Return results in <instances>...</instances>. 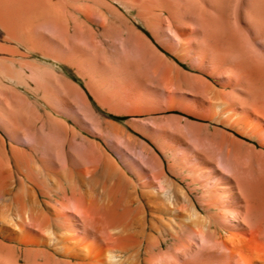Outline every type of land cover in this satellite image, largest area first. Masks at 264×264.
I'll use <instances>...</instances> for the list:
<instances>
[{
  "label": "bare ground",
  "instance_id": "obj_1",
  "mask_svg": "<svg viewBox=\"0 0 264 264\" xmlns=\"http://www.w3.org/2000/svg\"><path fill=\"white\" fill-rule=\"evenodd\" d=\"M43 4L0 0V41L26 42ZM50 122L58 131L36 132L38 146L20 132L18 144L0 139V264H264V190L254 180L229 178L224 209L166 179L163 191H138L94 145ZM238 182L255 198L246 212Z\"/></svg>",
  "mask_w": 264,
  "mask_h": 264
},
{
  "label": "rangeland",
  "instance_id": "obj_2",
  "mask_svg": "<svg viewBox=\"0 0 264 264\" xmlns=\"http://www.w3.org/2000/svg\"><path fill=\"white\" fill-rule=\"evenodd\" d=\"M43 5L45 13L27 32L26 42L18 46L12 38L0 41L7 46L0 52V139L10 145L22 138V144L38 146L44 141L38 132L58 131V125L50 122L52 117L75 131L88 147L94 145L100 161L108 160L128 174L138 191L144 184L163 191L161 181L166 179L194 200L206 197L211 206L224 209L229 178L254 180L264 190V0H44ZM201 14L240 18L246 23L247 36L197 38L187 29L183 33L188 36L167 32L149 39L161 51L176 56L181 65L193 60L232 65L235 84L230 86L231 108L226 111L224 127L230 137L226 141L230 155L218 150L200 155L196 172L185 178L162 175L157 162L136 157L134 141L113 132L107 123H122V119L108 117L95 107L88 109L72 93L70 83L80 82L67 65L80 55L141 45L138 38L122 37L118 32L137 25L140 19ZM238 65H247L246 79ZM68 140L71 147L75 141ZM128 166H142L143 171L133 169L129 174ZM46 182L39 184L48 191ZM236 188L246 212L255 198L246 194L247 187L240 182Z\"/></svg>",
  "mask_w": 264,
  "mask_h": 264
},
{
  "label": "crops",
  "instance_id": "obj_3",
  "mask_svg": "<svg viewBox=\"0 0 264 264\" xmlns=\"http://www.w3.org/2000/svg\"><path fill=\"white\" fill-rule=\"evenodd\" d=\"M126 27L118 30L120 36L136 37L141 45L72 59L67 66L80 82L70 83L72 93L88 109L95 107L108 117L122 119V123H107L113 132L134 141L136 157L157 162L162 175H193L200 155L215 150L229 156L226 141L230 137L224 127L226 111L231 108L230 86L235 84L232 65L198 60L181 65L176 56L158 49L149 37L166 36L167 32L184 37L187 29L197 38L247 36L244 20L202 14L168 19L156 16ZM238 66L246 79L247 65ZM133 169L143 171L142 166H128L127 173ZM147 188L144 184L143 189Z\"/></svg>",
  "mask_w": 264,
  "mask_h": 264
},
{
  "label": "trees",
  "instance_id": "obj_4",
  "mask_svg": "<svg viewBox=\"0 0 264 264\" xmlns=\"http://www.w3.org/2000/svg\"><path fill=\"white\" fill-rule=\"evenodd\" d=\"M91 99V98H90Z\"/></svg>",
  "mask_w": 264,
  "mask_h": 264
}]
</instances>
